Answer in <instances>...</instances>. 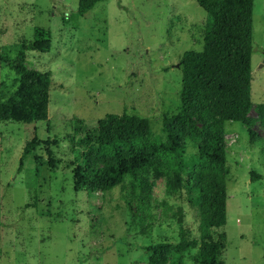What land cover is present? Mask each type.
Masks as SVG:
<instances>
[{
  "label": "rangeland",
  "instance_id": "obj_1",
  "mask_svg": "<svg viewBox=\"0 0 264 264\" xmlns=\"http://www.w3.org/2000/svg\"><path fill=\"white\" fill-rule=\"evenodd\" d=\"M254 1L253 108L247 124L224 122L230 177L226 223L212 229L218 264H264V0ZM78 6L0 0V97L16 89L11 65L53 81L46 122H0V264H147L146 248L158 244L170 245L171 264H197L196 250L176 251L182 224L192 232L201 226L185 192L170 191L163 179L149 195L130 180L88 193L76 189L74 170L97 145L107 114L146 117L165 138L164 115L180 109L181 58L203 53L207 14L195 0H108L82 17ZM48 37V53L19 58L23 41ZM195 121L206 133L217 119ZM250 128L260 137L254 144ZM34 129L42 144L21 163Z\"/></svg>",
  "mask_w": 264,
  "mask_h": 264
},
{
  "label": "trees",
  "instance_id": "obj_2",
  "mask_svg": "<svg viewBox=\"0 0 264 264\" xmlns=\"http://www.w3.org/2000/svg\"><path fill=\"white\" fill-rule=\"evenodd\" d=\"M108 0H79L78 15L84 16ZM206 12L203 53L186 52L180 62L182 87L180 109L165 114L162 133L155 136L151 121L142 116L107 114L98 122L97 145L82 157L74 170L76 189L88 193L107 192L130 180L142 193H152L153 182L166 179L172 192H185L199 206L201 226L192 232L182 224L183 242L176 251H197V264H218L219 245L211 241L212 229L227 220L224 122L249 123L252 102V55L254 0H195ZM43 36V35H41ZM25 52L48 53L50 39L21 43ZM8 60L7 57H3ZM17 75L16 89L0 97V122L30 125L46 122L49 116L51 75L11 65ZM35 109L34 114L29 108ZM202 124L217 119L202 133ZM264 124V104L260 106ZM252 144L259 140L248 130ZM47 143V142H45ZM36 129L23 150V160L41 146ZM193 150L190 152L189 150ZM203 161V163H202ZM258 178L253 175V179ZM170 245L146 248L147 264H171Z\"/></svg>",
  "mask_w": 264,
  "mask_h": 264
}]
</instances>
